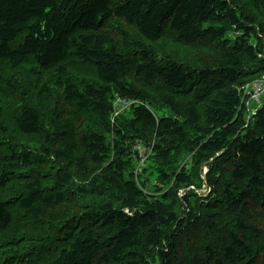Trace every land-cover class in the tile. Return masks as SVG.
I'll list each match as a JSON object with an SVG mask.
<instances>
[{
    "label": "trees",
    "instance_id": "obj_1",
    "mask_svg": "<svg viewBox=\"0 0 264 264\" xmlns=\"http://www.w3.org/2000/svg\"><path fill=\"white\" fill-rule=\"evenodd\" d=\"M250 2L0 0V96L21 62L44 80L13 119L29 146L0 119V264H182L198 245L202 264H264V231L237 214L250 198L264 209V0ZM206 36L213 66L150 45ZM203 167L216 205L193 190Z\"/></svg>",
    "mask_w": 264,
    "mask_h": 264
},
{
    "label": "rangeland",
    "instance_id": "obj_2",
    "mask_svg": "<svg viewBox=\"0 0 264 264\" xmlns=\"http://www.w3.org/2000/svg\"><path fill=\"white\" fill-rule=\"evenodd\" d=\"M237 4V8L240 11H243L244 13H253L252 8H251V2L250 0H232ZM215 25H219V23H214ZM122 26L120 23L117 21H114L112 23V29H118V27ZM106 27L109 30L110 28V23H106ZM133 35V39H135L136 35L134 33V30L132 28V32H130ZM240 33L235 32L234 30H229L224 37L230 38L234 40ZM201 41L204 42H199L197 45L192 46V45H186V44H181L180 42L173 41L172 38H162L157 42L150 43L151 48L155 52L156 55L159 57L163 58V61H165L168 56L174 57L178 61H182L185 64H196L201 67L205 66H213L215 65V61H217V55H218V45H216L219 41L220 38L216 36H206L201 39ZM203 43V44H202ZM177 53V54H175ZM75 68V66H74ZM73 68V69H74ZM6 73L9 75V77H12L14 79H18L17 85L14 86L15 88L13 89L12 92H8L4 95V97L0 96V119L1 121L4 122L6 125V135L9 137H12L15 139V144L19 145H25L29 146L30 141L29 138L23 137L19 135L15 129L14 126V116L17 114L18 107L21 105L23 102H32L33 104L35 103V99L37 95H40L42 92V87L44 80L38 78L35 76L28 68L27 64H21L18 67H12L6 70ZM10 73L13 74L10 75ZM246 85H250L249 82H246ZM22 92H25V95H31V101L28 100L27 98L23 99L21 97ZM259 104L252 103L250 105L251 108L257 107ZM50 106L49 103L45 104L44 108H48ZM125 108H122L123 110ZM190 160V156L187 157ZM263 169H262V176L264 177V163H263ZM144 165H141L139 167H136L138 171H142ZM206 173H207V168L203 167L202 168V174H203V181H202V186L196 189H193L196 191L199 195L207 197L211 194V197H213V201L211 203L213 205L218 204V202L223 201V195L220 190L217 191V186L209 184L206 180ZM218 179L222 180V177L220 174L217 176ZM154 179V176L153 178ZM13 187H16L19 185L18 181L13 182ZM263 190H260L261 192L264 193V187L262 188ZM184 195V193H182ZM262 195V194H261ZM209 204V203H208ZM260 205L255 204V198H250L248 201L244 204V210L243 212H238L237 214H241L243 219L250 223H254L255 225L259 226L263 231H264V209L263 207H259ZM210 207V206H207ZM183 205H179V209H182ZM211 209V207H210ZM62 211H66V209H61ZM212 211V210H211ZM213 212V211H212ZM68 213V212H66ZM65 213V215H66ZM236 215L235 213H232L231 215L227 216L228 218L233 217ZM226 218V216H224ZM220 228H224L225 224L218 225ZM221 234H224L223 231H221ZM214 235H216L214 230L209 229L208 226L204 228L203 232V237H202V244L207 243ZM187 240V237H185L184 242ZM177 243V242H176ZM217 243H223L222 240L218 241ZM256 243L259 247L261 245L264 247V239H258L256 240ZM202 245H198L196 248L191 251L190 255L185 259H178L177 261H181L182 264H188L191 259H193L196 256H199L200 259L198 264L203 263V259L205 258V255L203 252H200L202 249ZM184 251V250H183ZM181 252V251H180ZM189 258V259H188ZM177 263V262H176Z\"/></svg>",
    "mask_w": 264,
    "mask_h": 264
},
{
    "label": "built area",
    "instance_id": "obj_3",
    "mask_svg": "<svg viewBox=\"0 0 264 264\" xmlns=\"http://www.w3.org/2000/svg\"><path fill=\"white\" fill-rule=\"evenodd\" d=\"M264 94V75L260 78V80L254 85V93H252L251 99L254 102L259 100V97Z\"/></svg>",
    "mask_w": 264,
    "mask_h": 264
},
{
    "label": "clouds",
    "instance_id": "obj_4",
    "mask_svg": "<svg viewBox=\"0 0 264 264\" xmlns=\"http://www.w3.org/2000/svg\"><path fill=\"white\" fill-rule=\"evenodd\" d=\"M135 171H138L137 168H135Z\"/></svg>",
    "mask_w": 264,
    "mask_h": 264
}]
</instances>
